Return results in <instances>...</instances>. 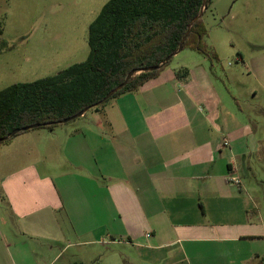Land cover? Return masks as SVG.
Here are the masks:
<instances>
[{"label":"crops","instance_id":"crops-1","mask_svg":"<svg viewBox=\"0 0 264 264\" xmlns=\"http://www.w3.org/2000/svg\"><path fill=\"white\" fill-rule=\"evenodd\" d=\"M165 70L85 113L61 167L2 172L0 264H264V205L238 175L248 127Z\"/></svg>","mask_w":264,"mask_h":264},{"label":"rangeland","instance_id":"rangeland-1","mask_svg":"<svg viewBox=\"0 0 264 264\" xmlns=\"http://www.w3.org/2000/svg\"><path fill=\"white\" fill-rule=\"evenodd\" d=\"M107 1L0 0V91L53 76L85 60L88 25ZM201 21L207 31L204 42L216 58L186 47L164 69L191 70L201 86L207 85L204 94L229 103L239 125L248 127L250 148L239 157L238 175L248 195L263 206L264 0H208ZM115 98L100 110L106 111ZM99 112L88 110L85 117L102 115ZM85 117L27 130L1 142L0 175L6 168L39 159L45 166L61 167L63 140Z\"/></svg>","mask_w":264,"mask_h":264},{"label":"trees","instance_id":"trees-1","mask_svg":"<svg viewBox=\"0 0 264 264\" xmlns=\"http://www.w3.org/2000/svg\"><path fill=\"white\" fill-rule=\"evenodd\" d=\"M201 2L108 0L88 25L85 60L73 63L53 76L12 84L0 91V138L17 128L74 115L101 101L130 71L158 65L178 48L187 25L198 14ZM206 34L200 17L192 24L183 48L215 59L216 52H211L204 42ZM169 61L158 70L134 73L108 100L136 92ZM176 75L184 78L187 70L179 69ZM108 100L92 110L99 112ZM54 125L56 123L40 127ZM20 133L22 131L13 137Z\"/></svg>","mask_w":264,"mask_h":264},{"label":"water","instance_id":"water-1","mask_svg":"<svg viewBox=\"0 0 264 264\" xmlns=\"http://www.w3.org/2000/svg\"><path fill=\"white\" fill-rule=\"evenodd\" d=\"M206 5H207V0H202L201 2V6H200V9H199V12L198 14L189 22V24L187 25V28H186V32H185V35L184 37L182 38V40L180 41L179 45H178V48L173 52L171 53L170 55H168L162 62H160L158 65H155V66H151V67H148V68H142V69H139V70H132L130 71L124 81L119 84L117 87H115L114 89H112L111 91H109L102 99L101 101H98L94 104H91L85 108H83L82 110H80L79 112H77L76 114L74 115H71L69 117H66V118H63V119H60L58 121H55V122H50V123H36V124H32V125H27V126H24V127H21V128H17V129H14L13 131H11L10 133H8L6 136L0 138V143L1 142H4L8 139H10L11 137H13L14 135H16L17 133H19L20 131L24 132V131H27V130H31V129H34V128H38L40 126H43V125H48V124H53V123H56V124H63V123H66L68 121H71V120H74L78 117H82L88 110H91L97 106H99L100 104H102L103 102H105L106 100H108L113 94H115L117 91H119L120 89H122L128 82V80L131 78V76L134 74V73H142V72H147V71H155V70H158L160 69L161 67H163L172 57H174L175 55H177L179 52H181V50L183 49V44H184V41L190 31V28L192 26V24L198 20L203 12L205 11V8H206Z\"/></svg>","mask_w":264,"mask_h":264},{"label":"built area","instance_id":"built-area-1","mask_svg":"<svg viewBox=\"0 0 264 264\" xmlns=\"http://www.w3.org/2000/svg\"><path fill=\"white\" fill-rule=\"evenodd\" d=\"M224 144L225 145L227 144L226 140H224ZM230 181H232L233 183L239 184V179L237 177L230 176Z\"/></svg>","mask_w":264,"mask_h":264}]
</instances>
